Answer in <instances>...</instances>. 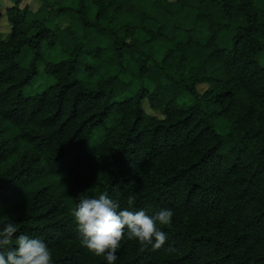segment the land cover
I'll use <instances>...</instances> for the list:
<instances>
[{"label":"trees","instance_id":"trees-1","mask_svg":"<svg viewBox=\"0 0 264 264\" xmlns=\"http://www.w3.org/2000/svg\"><path fill=\"white\" fill-rule=\"evenodd\" d=\"M6 1L0 222L43 239L53 264H106L71 216L106 191L173 213L160 249L122 241L116 264H264V3ZM42 61L55 83L26 97Z\"/></svg>","mask_w":264,"mask_h":264},{"label":"clouds","instance_id":"clouds-1","mask_svg":"<svg viewBox=\"0 0 264 264\" xmlns=\"http://www.w3.org/2000/svg\"><path fill=\"white\" fill-rule=\"evenodd\" d=\"M134 197L127 206L114 200L108 192L96 196L78 195L71 211L80 243L91 255L106 264H116L121 242L136 241L141 249H160L167 233L161 229L171 222L172 211L162 209L149 214L134 208ZM13 219L0 222V264H53L48 244L37 236L21 233Z\"/></svg>","mask_w":264,"mask_h":264},{"label":"rangeland","instance_id":"rangeland-1","mask_svg":"<svg viewBox=\"0 0 264 264\" xmlns=\"http://www.w3.org/2000/svg\"><path fill=\"white\" fill-rule=\"evenodd\" d=\"M260 2L264 3V0H261ZM5 8H7L8 6H10V2L5 0V3H2ZM5 12V11H4ZM61 24L63 27L68 25V20L67 18H62L61 19ZM1 25L4 28V31L6 32L9 29V24L6 21V18H4L1 21ZM137 36L140 39H146L145 35L143 34V32H139L137 34ZM163 49L160 46L156 47V56L159 60L162 59L163 57ZM17 60L22 63L24 66H29L31 64L32 61V52L31 49L29 47H25L24 50L22 51V53L20 55L17 56ZM260 63L261 65L264 67V52L262 53V55L260 56ZM54 80L52 77L48 76L45 73V62L42 61L39 63V72L37 77L34 79V81L25 87L24 89V95L26 97H29L31 95H35L38 93H42L44 91H47L53 84H54ZM207 85H202L200 86L199 90L200 92H204L207 89ZM148 112L151 113V110L148 109Z\"/></svg>","mask_w":264,"mask_h":264}]
</instances>
